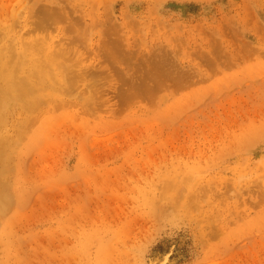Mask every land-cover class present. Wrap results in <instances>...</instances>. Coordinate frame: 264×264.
Masks as SVG:
<instances>
[{
  "label": "rangeland",
  "instance_id": "rangeland-1",
  "mask_svg": "<svg viewBox=\"0 0 264 264\" xmlns=\"http://www.w3.org/2000/svg\"><path fill=\"white\" fill-rule=\"evenodd\" d=\"M0 264H264V0H0Z\"/></svg>",
  "mask_w": 264,
  "mask_h": 264
},
{
  "label": "bare ground",
  "instance_id": "bare-ground-1",
  "mask_svg": "<svg viewBox=\"0 0 264 264\" xmlns=\"http://www.w3.org/2000/svg\"><path fill=\"white\" fill-rule=\"evenodd\" d=\"M21 85V84H20ZM22 89H20V92H22V94H24L25 96L28 94V92L30 91V88L29 87H26L22 85L21 87Z\"/></svg>",
  "mask_w": 264,
  "mask_h": 264
}]
</instances>
